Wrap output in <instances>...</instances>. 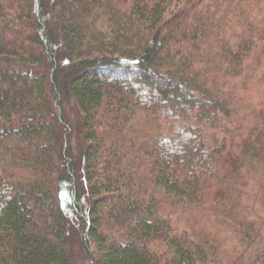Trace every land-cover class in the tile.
Wrapping results in <instances>:
<instances>
[{"label":"trees","instance_id":"1","mask_svg":"<svg viewBox=\"0 0 264 264\" xmlns=\"http://www.w3.org/2000/svg\"><path fill=\"white\" fill-rule=\"evenodd\" d=\"M264 0H0V264H264Z\"/></svg>","mask_w":264,"mask_h":264},{"label":"rangeland","instance_id":"2","mask_svg":"<svg viewBox=\"0 0 264 264\" xmlns=\"http://www.w3.org/2000/svg\"><path fill=\"white\" fill-rule=\"evenodd\" d=\"M264 96V95H263ZM78 263L80 264V263H82V261H80V259H78Z\"/></svg>","mask_w":264,"mask_h":264}]
</instances>
